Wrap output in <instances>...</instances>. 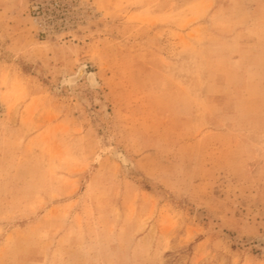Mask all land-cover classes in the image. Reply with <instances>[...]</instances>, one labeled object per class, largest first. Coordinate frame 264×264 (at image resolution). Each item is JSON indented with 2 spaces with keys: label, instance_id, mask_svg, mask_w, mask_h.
<instances>
[{
  "label": "rangeland",
  "instance_id": "374dc122",
  "mask_svg": "<svg viewBox=\"0 0 264 264\" xmlns=\"http://www.w3.org/2000/svg\"><path fill=\"white\" fill-rule=\"evenodd\" d=\"M0 264H264V0H0Z\"/></svg>",
  "mask_w": 264,
  "mask_h": 264
},
{
  "label": "bare ground",
  "instance_id": "6f19581e",
  "mask_svg": "<svg viewBox=\"0 0 264 264\" xmlns=\"http://www.w3.org/2000/svg\"><path fill=\"white\" fill-rule=\"evenodd\" d=\"M88 72V71H87ZM86 73V69L85 67H81L79 68L78 72L70 78V83H75L76 81H78L84 74ZM88 80L91 84L92 87H98L99 82L98 79L96 78V75L94 72H90L88 73ZM120 157H122V159H124L122 154H119ZM127 161V160H126ZM129 161V160H128ZM128 163V162H127Z\"/></svg>",
  "mask_w": 264,
  "mask_h": 264
}]
</instances>
